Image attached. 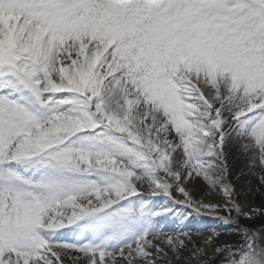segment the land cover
Returning <instances> with one entry per match:
<instances>
[{
  "label": "snow or ice",
  "instance_id": "1",
  "mask_svg": "<svg viewBox=\"0 0 264 264\" xmlns=\"http://www.w3.org/2000/svg\"><path fill=\"white\" fill-rule=\"evenodd\" d=\"M233 150L264 170V0H0V264H264Z\"/></svg>",
  "mask_w": 264,
  "mask_h": 264
},
{
  "label": "rangeland",
  "instance_id": "2",
  "mask_svg": "<svg viewBox=\"0 0 264 264\" xmlns=\"http://www.w3.org/2000/svg\"><path fill=\"white\" fill-rule=\"evenodd\" d=\"M228 163L230 166L231 175L229 177L231 183L235 186L237 192V199L244 207H264V183L259 179L264 175V170L257 168L255 174L247 167V158L240 155L238 151L233 150L228 157ZM206 189L195 192L197 199H205ZM241 223H247L241 221ZM215 227L219 229V225L207 218L193 217L190 218V222H187L185 230L191 236L192 241L197 246H202L205 238L210 234L211 229ZM235 239L233 234L223 232L221 240H227L231 242ZM187 243V241H186ZM193 247L192 244H188L189 250ZM154 258L155 264H196L194 260L190 258V251L186 252L180 250V256L182 259H177L176 255L170 252L166 247L164 252L167 255L157 254L156 252L149 250ZM209 255L211 250L209 249ZM141 264H150V261H141Z\"/></svg>",
  "mask_w": 264,
  "mask_h": 264
}]
</instances>
